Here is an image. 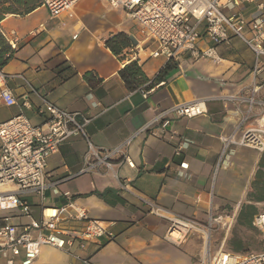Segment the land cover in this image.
Returning <instances> with one entry per match:
<instances>
[{"label": "crops", "instance_id": "obj_1", "mask_svg": "<svg viewBox=\"0 0 264 264\" xmlns=\"http://www.w3.org/2000/svg\"><path fill=\"white\" fill-rule=\"evenodd\" d=\"M232 10L231 5L226 7L228 13ZM71 11L72 16L64 12L52 17L42 0H0V48L5 44L12 48L2 71L17 98V104L8 105L0 97V122L22 112L33 124L45 125L50 117L40 112L45 98L92 118L86 132L96 147L114 148L132 138L126 152L135 167L119 164L123 155L117 154L112 169L101 164L81 172L93 160L87 138L76 135L63 142L48 158V179L57 183L47 191L45 204L66 207L69 199L64 193L69 191L91 217L105 222L115 238L84 247L76 242L70 252L44 245L35 264H83L73 253L92 264H197L205 253L204 235L193 232L183 243L174 244L166 239L170 218L181 215L201 224H207L211 214L223 216V222L238 219L242 206L250 202L257 173L264 182V153L253 148L232 145L226 162L218 167L222 137L234 131L246 105L214 99L208 102L207 113L173 116L166 130L160 124L142 128L175 104L247 93L255 53L232 34L228 43L217 46L221 62L196 59L189 52L167 61L152 56L157 44L122 8L105 0H80ZM239 13L251 17L260 11L256 2H243ZM202 31L198 47L214 45L204 27ZM117 35L129 39L119 54L108 45L111 39H120ZM135 60L147 79L130 89L120 71ZM25 101L30 106H24ZM186 141L189 145L177 153ZM183 162L188 166L183 167ZM26 199L33 208L31 216L19 210L0 211V216L12 215L19 229L20 224L40 219V198ZM150 202L163 210L157 214ZM74 210L65 208L62 227H83L71 220ZM262 212L259 208L256 214ZM224 227L212 231V255L227 249L230 231ZM215 232L222 235L223 243L213 252ZM0 264H6L1 254Z\"/></svg>", "mask_w": 264, "mask_h": 264}, {"label": "built area", "instance_id": "obj_2", "mask_svg": "<svg viewBox=\"0 0 264 264\" xmlns=\"http://www.w3.org/2000/svg\"><path fill=\"white\" fill-rule=\"evenodd\" d=\"M80 0H42L52 17L64 12L73 15L72 9ZM116 8H122L134 19L142 32L153 40L157 47L152 56H163L167 61L175 60L180 54L189 52L196 59L209 58L221 62L217 46L228 43L231 35L239 37L255 53L252 67V82L247 93H229L221 96L199 97L182 104H175L161 111L142 129L147 130L153 124H160L166 130L172 117H196L208 112V102L214 99L238 102L246 105L241 117L229 136L222 137L224 143L218 167L226 162L227 151L232 145L253 148L264 153V2L259 0H105ZM243 2H256L260 11L256 16L245 17L239 13ZM234 10L228 13L226 7ZM205 28L206 35L214 45L208 48L198 47V41ZM13 47L16 44L10 42ZM8 75L0 68V97L8 105L17 104L13 91L5 83ZM45 106L40 112H47L49 119L45 125H35L24 113L0 122V211L19 210L23 215L31 216L33 208L26 199L36 195L43 205L40 219L33 218L30 223L13 222L10 214L0 216V254L6 258V264H35L42 246L50 245L62 250H70L76 242L82 247L87 243H99L112 240L115 233L104 221L90 216L88 209L71 198L69 191L64 195L69 199L67 206L75 210L70 215L72 221L84 224L83 227L67 229L61 226L64 210L45 204L47 191L57 182L48 179L47 166L51 154L59 150L60 145L76 135L87 138L93 157L81 172L90 171L105 165L112 169L117 154H122L120 163L135 167L131 156L126 152L129 138L114 148L96 147L88 138L86 126L92 118L81 112L69 111L44 98ZM24 106H30L28 101ZM239 133V136L237 134ZM189 145L180 143L177 153ZM183 167L188 166L182 163ZM119 179V175L114 173ZM128 190L126 183H121ZM157 214L163 208L150 202ZM223 216L210 215L208 224L181 215L170 218L166 239L174 244L183 243L193 232H200L206 240L204 256L197 264H264V250L247 253L231 252L219 249L212 255L210 238L216 225ZM231 221V220H230ZM230 221L224 222L229 223ZM253 225L264 236V212L254 216ZM209 231V232H207ZM70 252V251H69ZM83 264H92L89 259L73 253Z\"/></svg>", "mask_w": 264, "mask_h": 264}, {"label": "trees", "instance_id": "obj_3", "mask_svg": "<svg viewBox=\"0 0 264 264\" xmlns=\"http://www.w3.org/2000/svg\"><path fill=\"white\" fill-rule=\"evenodd\" d=\"M120 39H111L108 41L109 47L115 52L120 53L121 50L126 47L129 42V39L125 35H117ZM117 40H120V43H117ZM11 46L5 44L0 48V68L2 69L3 65L7 61L8 58L11 57L12 53ZM10 52V53H9ZM9 53L8 55H6ZM7 56V57H6ZM169 65V64H168ZM168 65L166 67H168ZM165 67V68H166ZM120 75L122 79L125 81L126 85L130 89L137 88L141 83H143L147 77L142 70V67L138 64V62L131 61L123 69L120 71ZM257 180L253 182L252 187L253 190L249 193V203L244 204L240 210L238 216V224L241 229L234 231L227 242V249L231 252L238 253H247L250 252V238L248 236H243L242 232H245L247 229H256L253 226V218L254 215L258 212V202H264V182L261 181L260 175L257 173ZM259 179V180H258Z\"/></svg>", "mask_w": 264, "mask_h": 264}, {"label": "rangeland", "instance_id": "obj_4", "mask_svg": "<svg viewBox=\"0 0 264 264\" xmlns=\"http://www.w3.org/2000/svg\"><path fill=\"white\" fill-rule=\"evenodd\" d=\"M262 60L264 61V57H262ZM251 190H252V188H251ZM258 206L260 208V211H264V203L261 202ZM235 219L231 220L230 224L229 223L225 224L224 223L225 221L224 222L221 221L220 224L216 225V228L219 229L220 226H225L224 230L230 231V234H229V238H230L234 231L241 229L240 225L238 224L237 218H235ZM242 235L248 236L250 238V251H260V250L264 249V237H263V234L259 230L247 229V230H245V232H242ZM212 241H213V244H212L213 252H215V250L217 248H220V246L223 243L222 242V235L221 234L219 235L215 232L213 234Z\"/></svg>", "mask_w": 264, "mask_h": 264}, {"label": "bare ground", "instance_id": "obj_5", "mask_svg": "<svg viewBox=\"0 0 264 264\" xmlns=\"http://www.w3.org/2000/svg\"><path fill=\"white\" fill-rule=\"evenodd\" d=\"M207 232H209V231H207Z\"/></svg>", "mask_w": 264, "mask_h": 264}]
</instances>
